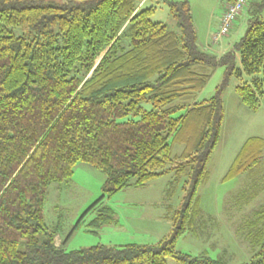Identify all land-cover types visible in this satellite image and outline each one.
I'll return each instance as SVG.
<instances>
[{
  "label": "trees",
  "instance_id": "trees-1",
  "mask_svg": "<svg viewBox=\"0 0 264 264\" xmlns=\"http://www.w3.org/2000/svg\"><path fill=\"white\" fill-rule=\"evenodd\" d=\"M146 1L0 0V264H227L175 245L204 223L199 189L210 177L231 77H249L237 87L248 109L264 102V0L247 1V30L220 57L198 43L190 0H165L181 32L154 21ZM218 65L225 75L215 95L196 100L206 70ZM263 162L264 138L249 137L224 179L249 173L247 191L260 194ZM81 163L106 175L102 198L167 174L185 179L183 203L167 214L170 236L155 245H57L59 230L44 213L48 191L70 182ZM249 227L255 253L242 264H264V226Z\"/></svg>",
  "mask_w": 264,
  "mask_h": 264
},
{
  "label": "rangeland",
  "instance_id": "rangeland-1",
  "mask_svg": "<svg viewBox=\"0 0 264 264\" xmlns=\"http://www.w3.org/2000/svg\"><path fill=\"white\" fill-rule=\"evenodd\" d=\"M68 3L73 0H44ZM224 0H190L198 43L212 55L220 57L246 32L248 12L245 9L235 20L234 28L227 35L219 36V13ZM144 7H156L154 21L162 22L169 29L181 32L177 18L171 13L165 0H147ZM218 37V39L216 38ZM236 65L241 67L237 53ZM206 73L210 79L197 94L196 100L209 99L225 75V67L218 65ZM249 80L231 77L223 92L225 118L221 138L209 161L210 177L199 189L204 223L199 235L188 233L176 242L179 252L191 257L207 256L222 259L227 264L250 262L255 251L249 245L246 234L249 222L257 221L264 226V192L247 191L251 176L246 173L238 178L224 177L241 145L252 136L264 138V102L259 109L250 110L237 92L238 85ZM146 109L152 103L143 102ZM183 111L173 115L179 116ZM182 146L177 145L175 152ZM264 169V162H263ZM173 174L151 181L144 188L127 187L111 197L103 196L106 175L88 164L76 166L74 176L68 183L50 186L44 207L48 225L59 233L57 245L65 242L66 251L89 248L96 245L121 246L126 244L155 245L170 236L173 229L167 214L178 209L187 195L185 179L175 183ZM100 198H102L100 200ZM98 200L95 208L85 212ZM110 208V212L106 211ZM172 208V209H171ZM109 216L111 221H106ZM168 264H181L168 257Z\"/></svg>",
  "mask_w": 264,
  "mask_h": 264
},
{
  "label": "built area",
  "instance_id": "built-area-1",
  "mask_svg": "<svg viewBox=\"0 0 264 264\" xmlns=\"http://www.w3.org/2000/svg\"><path fill=\"white\" fill-rule=\"evenodd\" d=\"M248 0H235L230 2L221 17V26L218 33V37L227 35L231 30L235 20L242 13L244 8L247 6ZM218 37H216L218 39Z\"/></svg>",
  "mask_w": 264,
  "mask_h": 264
},
{
  "label": "crops",
  "instance_id": "crops-1",
  "mask_svg": "<svg viewBox=\"0 0 264 264\" xmlns=\"http://www.w3.org/2000/svg\"><path fill=\"white\" fill-rule=\"evenodd\" d=\"M230 2H231L230 0H224V1H223L222 9H221V11H220V13H219V17H218V22H219V24H220V22H221L222 14H223V12H224L226 6H227ZM233 28H234V27H233ZM233 28H232V29H233ZM56 242H57V241H56Z\"/></svg>",
  "mask_w": 264,
  "mask_h": 264
}]
</instances>
